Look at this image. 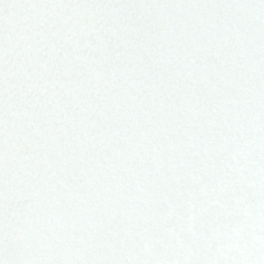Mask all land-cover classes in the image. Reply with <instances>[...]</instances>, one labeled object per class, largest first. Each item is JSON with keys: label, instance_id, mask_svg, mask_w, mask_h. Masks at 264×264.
<instances>
[{"label": "snow or ice", "instance_id": "6c2138e0", "mask_svg": "<svg viewBox=\"0 0 264 264\" xmlns=\"http://www.w3.org/2000/svg\"><path fill=\"white\" fill-rule=\"evenodd\" d=\"M0 264H264V0H0Z\"/></svg>", "mask_w": 264, "mask_h": 264}]
</instances>
